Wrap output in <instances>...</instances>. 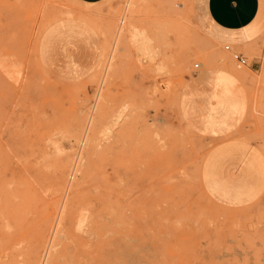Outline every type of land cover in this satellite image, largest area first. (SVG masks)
<instances>
[{"label":"rangeland","instance_id":"1","mask_svg":"<svg viewBox=\"0 0 264 264\" xmlns=\"http://www.w3.org/2000/svg\"><path fill=\"white\" fill-rule=\"evenodd\" d=\"M198 13L0 0V264H43L61 221L56 264H264V34L240 65Z\"/></svg>","mask_w":264,"mask_h":264},{"label":"crops","instance_id":"2","mask_svg":"<svg viewBox=\"0 0 264 264\" xmlns=\"http://www.w3.org/2000/svg\"><path fill=\"white\" fill-rule=\"evenodd\" d=\"M80 1L86 3L100 4L105 0ZM195 2L199 4L200 10V13H198L197 16L198 26L202 28L208 40L215 45L229 43L232 50H237L234 49L233 46H238V48L245 49L248 44H251L252 42L256 41L261 35L264 34V0H193L194 4ZM194 85L201 86L202 92L204 93L211 94L213 92L212 88H210L207 84L203 86L202 83L198 81V79L194 80ZM204 103L205 107H202L200 109L206 108L207 110L211 111H205L204 113H194V115H201V117L203 118L202 120H206V118L209 117H222V115L224 114L223 112L228 108V104L221 102L218 104L217 101L214 99L205 100ZM244 109H246V104L244 106ZM218 110H221L223 112H219ZM184 114L187 119L191 122L190 124L196 129H199L201 132L207 134H219L204 131L203 127L199 125L200 121L193 114L190 113L189 109L184 112ZM243 115L240 117L235 126L241 123L240 121L242 120ZM234 168L235 166H233L232 160H225L221 168L222 177H225L226 180H230L234 174ZM202 184L211 195L227 203V199L224 198L221 194L223 192H221L220 190L214 191L206 187L203 182Z\"/></svg>","mask_w":264,"mask_h":264},{"label":"bare ground","instance_id":"3","mask_svg":"<svg viewBox=\"0 0 264 264\" xmlns=\"http://www.w3.org/2000/svg\"><path fill=\"white\" fill-rule=\"evenodd\" d=\"M129 3V2H128ZM124 17H125V15H124ZM122 22H123V20H122ZM136 35V34H135ZM145 42H147V41H145ZM144 42V43H145ZM148 45H149V43H148ZM147 45V46H148ZM150 46V45H149ZM217 58V57H216ZM216 58L214 57H211L210 58V63H211V67H214L215 66V64L216 63H218L219 61H216ZM221 59V58H220ZM221 63L225 66V67H227V66H229V65H227L226 63H224V60L222 61V59H221ZM108 66V65H107ZM84 213V212H83ZM62 216H63V218H65L66 217V211L63 209L62 210V214H61ZM85 215V214H84ZM87 215V214H86ZM78 216H79V214H78ZM62 219V218H61ZM78 220V219H77ZM87 217L86 216H83L79 221H77V222H79V225L77 226V227H79L80 229H82V231L83 232H85V224H86V222H87ZM87 226V225H86ZM57 228H55L56 229V232H55V236H54V239H53V241H52V243L51 244H48V247H47V249H45L46 250V256L44 257L45 259H44V262H43V264H56V261H57V258H58V251H59V248H60V246H61V242L58 240L60 237H63L64 238V236L66 237V235L64 234V231H63V223H62V221L61 222H59L58 223V226H56ZM78 228V229H79ZM62 239V238H61ZM80 258V257H79ZM81 259V258H80Z\"/></svg>","mask_w":264,"mask_h":264},{"label":"built area","instance_id":"4","mask_svg":"<svg viewBox=\"0 0 264 264\" xmlns=\"http://www.w3.org/2000/svg\"><path fill=\"white\" fill-rule=\"evenodd\" d=\"M224 48L231 52L232 58L240 65H246L248 63L247 57L242 54L241 52H238L237 50H232L231 46L229 44H226ZM199 65L196 64V67Z\"/></svg>","mask_w":264,"mask_h":264}]
</instances>
